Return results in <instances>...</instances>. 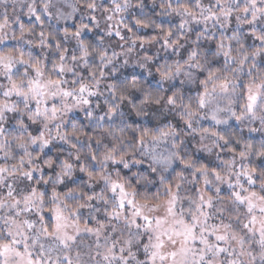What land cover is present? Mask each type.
I'll use <instances>...</instances> for the list:
<instances>
[{"label":"clouds","instance_id":"clouds-1","mask_svg":"<svg viewBox=\"0 0 264 264\" xmlns=\"http://www.w3.org/2000/svg\"><path fill=\"white\" fill-rule=\"evenodd\" d=\"M4 246L264 264V0H0Z\"/></svg>","mask_w":264,"mask_h":264},{"label":"snow or ice","instance_id":"snow-or-ice-1","mask_svg":"<svg viewBox=\"0 0 264 264\" xmlns=\"http://www.w3.org/2000/svg\"><path fill=\"white\" fill-rule=\"evenodd\" d=\"M115 187V186H114ZM236 195H237V197L239 198V199H244V197L243 196H241L239 193H236ZM8 249H7V246H4L3 248H0V254H2L4 251H7Z\"/></svg>","mask_w":264,"mask_h":264}]
</instances>
